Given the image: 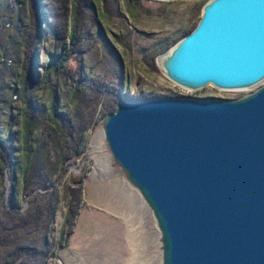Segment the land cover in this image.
Masks as SVG:
<instances>
[{
	"label": "water",
	"instance_id": "obj_1",
	"mask_svg": "<svg viewBox=\"0 0 264 264\" xmlns=\"http://www.w3.org/2000/svg\"><path fill=\"white\" fill-rule=\"evenodd\" d=\"M158 62L187 89L258 87L120 100L96 125L92 186L137 206L152 264H264V0H208Z\"/></svg>",
	"mask_w": 264,
	"mask_h": 264
},
{
	"label": "rangeland",
	"instance_id": "obj_2",
	"mask_svg": "<svg viewBox=\"0 0 264 264\" xmlns=\"http://www.w3.org/2000/svg\"><path fill=\"white\" fill-rule=\"evenodd\" d=\"M11 1L0 0V139L8 136V127L11 126L10 131L20 128L21 111L25 106L23 98L12 92V87L22 72V32L30 11L24 2L16 3L13 9H7L6 4ZM75 1L42 0L47 28L38 46L36 70L40 75L44 74L43 65L49 62L50 54L61 53L70 42ZM95 1V12L86 9L89 17L86 18L82 35L83 52L71 54L67 61L68 69L74 77L60 73L51 76L50 81L35 84L32 94L40 102L47 105L51 103L54 84L60 97V106L64 109L76 106L73 91L80 69L88 80L116 84L123 92L138 96L157 94L238 98L258 87L224 90L209 84L191 90L165 76L158 62L160 55L166 53L185 31L197 25L202 7L208 0ZM94 16L101 28L94 24ZM165 46L167 49L161 51ZM104 102L105 99L98 105L94 123L84 134L81 154L69 161L63 176L55 180L54 188L60 195L63 194L64 184H81L83 200L68 245L56 244L47 264H60L57 255L64 264H152V255L148 252L150 235L137 206L122 195L99 187L91 193L90 187H94L92 183L95 180L93 174L97 177L103 170L97 171V153L102 149L97 150L96 147L99 137L96 125L106 114L102 104ZM10 167L5 175V199L13 186ZM14 189L16 202L24 212L32 206L35 194L40 192L30 193L20 183ZM67 210V201L62 199L54 222L46 234L49 243L61 239L59 234L66 223ZM2 212L0 205V215ZM21 233L35 242H41L43 238V231L37 226L29 227ZM8 250L0 247V264H3Z\"/></svg>",
	"mask_w": 264,
	"mask_h": 264
},
{
	"label": "trees",
	"instance_id": "obj_3",
	"mask_svg": "<svg viewBox=\"0 0 264 264\" xmlns=\"http://www.w3.org/2000/svg\"><path fill=\"white\" fill-rule=\"evenodd\" d=\"M21 2L28 5L30 15L22 32V72L16 80V85L12 87V92L23 98L25 106L21 111L20 128L10 131L11 126L8 127V136L0 139V205L3 209L0 215V247L9 249L5 254L3 264H47L56 244L68 245L83 200L81 184H64L63 194L60 195L59 191L54 188L55 180L63 176L68 162L75 160L81 154L84 134L94 123L98 105L105 99L102 104L104 113L107 114L114 111L119 101L124 98L140 99L159 95H131L123 92L116 84H106L94 79L88 80L80 69L73 91V98L77 101L76 106L74 105L72 109L61 107L60 97L54 84L52 85L51 103L47 105L40 102L32 94L35 84L45 80L50 81L51 76L60 73L73 74L68 69L67 61L71 54L83 52L81 49L82 35L86 18L89 17L86 9L94 11L92 7L96 1H75L69 35L70 42L61 53L50 54L49 62L43 65L44 74L42 75L37 73L36 67L38 46L47 28L45 10L42 0H12L6 4V7L13 9L16 3ZM93 20L97 25L96 16ZM191 30L185 31L182 36ZM165 49L167 46L162 47L161 51ZM9 166H11L13 186L5 199L7 190L5 175ZM19 183L24 190L30 193L40 191L35 194L31 201L33 204L26 212L21 210L22 207L14 197V188ZM62 199L66 200L68 205L66 223L60 230L59 242L49 243L46 234L54 222L56 210ZM36 226L43 231L41 242L32 241L21 233L29 227Z\"/></svg>",
	"mask_w": 264,
	"mask_h": 264
},
{
	"label": "bare ground",
	"instance_id": "obj_4",
	"mask_svg": "<svg viewBox=\"0 0 264 264\" xmlns=\"http://www.w3.org/2000/svg\"><path fill=\"white\" fill-rule=\"evenodd\" d=\"M97 136H99V135H97ZM95 139H97V138H95ZM97 143H98V145H96L97 150L102 149V143H101L100 137H98ZM97 154H98V158H99V161H98V164H97V171H99L102 168H103L102 171H104L107 168V165H108L107 157L105 156V154L103 152V149H102V151L99 150V152ZM94 177H96V175ZM90 189H91V193H92V191L94 192L95 187H90Z\"/></svg>",
	"mask_w": 264,
	"mask_h": 264
},
{
	"label": "flooded vegetation",
	"instance_id": "obj_5",
	"mask_svg": "<svg viewBox=\"0 0 264 264\" xmlns=\"http://www.w3.org/2000/svg\"><path fill=\"white\" fill-rule=\"evenodd\" d=\"M92 9H93V10H94V12H95V10H96V5H93ZM96 18H97V17H96ZM97 21H98V19H97ZM97 26H100V28H101V25H100L99 21H98V24H97Z\"/></svg>",
	"mask_w": 264,
	"mask_h": 264
}]
</instances>
